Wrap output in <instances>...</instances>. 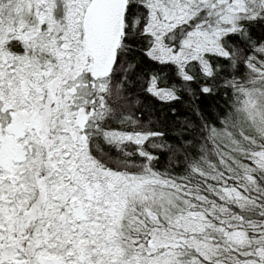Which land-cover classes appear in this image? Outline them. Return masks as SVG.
I'll list each match as a JSON object with an SVG mask.
<instances>
[{
  "label": "snow or ice",
  "instance_id": "snow-or-ice-1",
  "mask_svg": "<svg viewBox=\"0 0 264 264\" xmlns=\"http://www.w3.org/2000/svg\"><path fill=\"white\" fill-rule=\"evenodd\" d=\"M0 264H264V0H0Z\"/></svg>",
  "mask_w": 264,
  "mask_h": 264
}]
</instances>
